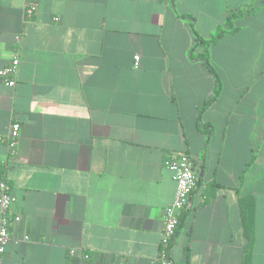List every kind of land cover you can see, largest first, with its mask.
<instances>
[{
	"label": "crops",
	"instance_id": "1",
	"mask_svg": "<svg viewBox=\"0 0 264 264\" xmlns=\"http://www.w3.org/2000/svg\"><path fill=\"white\" fill-rule=\"evenodd\" d=\"M0 0V179L15 197L4 264H150L186 154L197 186L173 264H264V0ZM138 57L136 61L134 58ZM137 63V66H135ZM211 101V102H209ZM20 126L12 162L4 143Z\"/></svg>",
	"mask_w": 264,
	"mask_h": 264
},
{
	"label": "built area",
	"instance_id": "2",
	"mask_svg": "<svg viewBox=\"0 0 264 264\" xmlns=\"http://www.w3.org/2000/svg\"><path fill=\"white\" fill-rule=\"evenodd\" d=\"M36 10L34 0H27L24 5V17L31 19ZM136 61L138 57L134 58ZM19 53L15 52L10 63L0 68V81L7 86L16 85L17 69L19 65ZM137 66V63H135ZM20 126L17 122H11L4 138V143L8 151V160L13 161L19 139ZM164 166L171 170L176 184L174 199L167 207L163 215V228L158 244L156 255L150 264H173L170 253L171 246L175 237V232L179 224L180 213L188 206L191 194L197 186V172L195 165L188 155L179 154L175 157L167 158ZM15 197L10 191L5 174L0 179V264H4L2 257L5 254L7 245L11 242V225L20 222V216L13 212ZM89 259L87 254L83 255L84 264Z\"/></svg>",
	"mask_w": 264,
	"mask_h": 264
},
{
	"label": "trees",
	"instance_id": "3",
	"mask_svg": "<svg viewBox=\"0 0 264 264\" xmlns=\"http://www.w3.org/2000/svg\"><path fill=\"white\" fill-rule=\"evenodd\" d=\"M256 1L257 0H245V4H243L241 8L237 9L236 12H229L226 16L223 26L220 27L216 31V33L207 41H203L201 38H199L196 31L193 29V25L191 26L195 38V45L192 49V54L195 52L197 48L202 47V52L198 54V58L202 63H204V65L208 68L210 73L215 78V82H216L215 94L211 99V101L215 99L217 93L219 92V79L216 72L209 63V52H208L209 48L211 45L216 44L219 41V39L222 38L224 35L236 33L238 28L235 27V21L239 20L244 14L246 15L255 14L257 12V7L255 6Z\"/></svg>",
	"mask_w": 264,
	"mask_h": 264
}]
</instances>
